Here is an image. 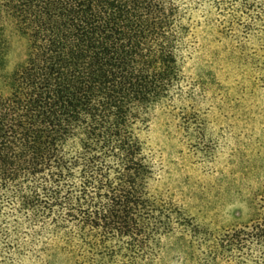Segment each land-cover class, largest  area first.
<instances>
[{
    "label": "trees",
    "instance_id": "16d2710c",
    "mask_svg": "<svg viewBox=\"0 0 264 264\" xmlns=\"http://www.w3.org/2000/svg\"><path fill=\"white\" fill-rule=\"evenodd\" d=\"M195 13L264 54V0H0V28L28 42L0 90V264L46 247L157 264L173 233L196 264H264V195L249 223L215 229L154 187L161 162L141 137L153 111L198 123L183 72Z\"/></svg>",
    "mask_w": 264,
    "mask_h": 264
},
{
    "label": "rangeland",
    "instance_id": "374dc122",
    "mask_svg": "<svg viewBox=\"0 0 264 264\" xmlns=\"http://www.w3.org/2000/svg\"><path fill=\"white\" fill-rule=\"evenodd\" d=\"M193 48L183 63L195 84L191 100L198 123L185 128L166 108H156L141 131L161 162L154 184L189 215L211 228L249 223L264 195V54L255 36L235 39L218 22L195 13ZM0 90L25 62L28 42L11 24L0 28ZM157 264H196L178 233L164 236ZM19 264H77L62 249L46 247Z\"/></svg>",
    "mask_w": 264,
    "mask_h": 264
}]
</instances>
